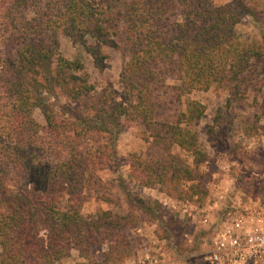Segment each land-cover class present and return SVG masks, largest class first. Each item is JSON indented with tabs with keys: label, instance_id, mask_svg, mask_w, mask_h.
<instances>
[{
	"label": "trees",
	"instance_id": "obj_1",
	"mask_svg": "<svg viewBox=\"0 0 264 264\" xmlns=\"http://www.w3.org/2000/svg\"><path fill=\"white\" fill-rule=\"evenodd\" d=\"M253 2L0 0V264H60L73 249L95 246L107 248L106 264L127 260L120 233L134 228L132 216L81 214L85 191L100 186L96 168L117 158L123 119L141 120L153 139L147 161L133 158L131 178L177 200L197 194L180 185L192 173L174 167L167 152L178 145L205 158L191 124L206 107L188 97L193 91L219 85L244 97L264 87L261 47L243 43L236 29L254 17ZM61 37L99 68L102 48L122 42L121 101L111 85L95 95L84 63L61 53ZM183 101L175 125L156 121L158 104Z\"/></svg>",
	"mask_w": 264,
	"mask_h": 264
},
{
	"label": "rangeland",
	"instance_id": "obj_2",
	"mask_svg": "<svg viewBox=\"0 0 264 264\" xmlns=\"http://www.w3.org/2000/svg\"><path fill=\"white\" fill-rule=\"evenodd\" d=\"M230 2L215 0L217 6ZM253 7L254 17L244 16L236 29L243 43H256L264 54V0H255ZM115 39L116 47L109 45L102 48L104 59L101 60L100 68L85 48L75 45L68 37L60 38V48L66 58L80 59L84 63L85 75L96 88L95 95L111 85L121 101L123 89L120 75L128 63V55L122 42ZM188 97L206 107L204 116L194 125L191 124L198 136V147L205 158H195L192 152L178 145L171 147L167 156L174 167L187 168L192 173L188 177L181 176L179 181L180 185L197 186L196 196L186 199L199 207L194 212L195 219L182 212L181 205L186 200H177L160 187L152 191L151 187H143L131 178L133 158L147 161L150 143L153 141L141 120L123 119L116 160L99 165L96 173L100 186L85 191L86 201L81 214L86 221H92L103 211L122 217L132 216L135 221L134 228H124L120 233L125 237L128 249V258L121 264L148 263L147 253L159 254L161 248L167 256L163 259H167L170 264H206L201 259L212 246L216 226L213 221L208 226L201 222L205 215L202 211L206 215L212 214L205 209L208 210L209 205H212L214 197L217 199L212 189H209L210 185H231L236 179L247 190V195L264 196V117L260 110L264 87L257 86V89H250L244 97H239L228 87L214 85L208 91H193ZM65 101L61 98V103ZM186 110L187 104L184 101L160 103L155 109V119L175 125L179 115ZM35 118L42 126L46 125L40 110H36ZM196 159L202 162L196 164ZM140 199L147 201L146 207L151 212L141 207ZM231 205L228 199L212 217L226 218ZM106 249L95 246L84 250L85 254L73 249L71 256L60 264H106L103 258Z\"/></svg>",
	"mask_w": 264,
	"mask_h": 264
},
{
	"label": "built area",
	"instance_id": "obj_3",
	"mask_svg": "<svg viewBox=\"0 0 264 264\" xmlns=\"http://www.w3.org/2000/svg\"><path fill=\"white\" fill-rule=\"evenodd\" d=\"M181 209L191 216L189 203ZM225 223L215 231L211 249L203 255L207 264H264V205L253 203L231 213Z\"/></svg>",
	"mask_w": 264,
	"mask_h": 264
},
{
	"label": "crops",
	"instance_id": "obj_4",
	"mask_svg": "<svg viewBox=\"0 0 264 264\" xmlns=\"http://www.w3.org/2000/svg\"><path fill=\"white\" fill-rule=\"evenodd\" d=\"M231 185H210L209 189H212V193L214 194V196H217L213 198V202L212 205L208 207V210L205 209L206 211H211L212 214L206 215L207 213L203 210H201L203 212V214H205L204 216H202L203 218L201 219V222L204 226H208L209 224H211V222H216V226H214V236H215V231L219 228H221L222 226H224V224H226L225 222H227L229 220L230 214L231 213H239L242 212L243 210L247 209L250 205H252L253 203H256L257 205L259 204H263L264 205V196L262 195H247V190L243 189L241 185L238 184V182L236 181V179L233 180L232 183H230ZM190 186L192 185H184V187L186 189H188ZM196 186V185H194ZM197 188V186H196ZM153 189V190H152ZM152 191H156V188L154 189V187H151ZM196 196V195H195ZM228 199L231 200L232 205L231 208L228 212V214L226 215L227 217L224 219H216L214 218L216 214H214L223 203H225ZM186 204H190V209H191V216L188 215L189 218L193 217V219L196 218V215L194 214V212H196L197 209H199V207L195 204V202H191L186 200L185 202ZM214 216V217H212ZM207 219V222H204V219ZM214 240V238H213ZM211 249V247H210ZM209 249V250H210ZM160 250H161V254H160ZM159 250V254H155L153 255L151 252L147 253V259H149L148 263L145 264H170L169 261H167V259H163V257H167L166 256V252L162 250V248ZM158 252V251H156ZM162 257V258H161ZM151 259V260H150ZM201 261H203L204 263L207 264L205 258L201 259ZM175 264V263H173Z\"/></svg>",
	"mask_w": 264,
	"mask_h": 264
}]
</instances>
